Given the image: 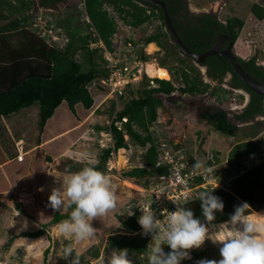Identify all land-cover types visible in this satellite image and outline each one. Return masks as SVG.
<instances>
[{"label": "trees", "instance_id": "16d2710c", "mask_svg": "<svg viewBox=\"0 0 264 264\" xmlns=\"http://www.w3.org/2000/svg\"><path fill=\"white\" fill-rule=\"evenodd\" d=\"M63 1L39 0V3L43 7H51ZM163 1L167 4L173 25L181 39L195 52H204L212 48L221 33L229 34L235 42L244 26V20L235 15L221 20L214 13H195L190 10L189 6H181L182 9H180L170 0ZM34 4L35 0H0V19H8L4 25H0V137L7 130L5 119H9L13 113L22 108L35 107L37 109L36 125L39 131L38 144H40L41 133L48 119L62 102L66 101L69 108L75 113L77 103L83 104L86 108L93 106L94 96L90 91L92 84H96L103 92L108 91V87L100 79L102 75H107L108 69L104 66L105 61L100 53V48L91 49L89 47L91 40L100 37L115 55L123 57L126 54L138 58L143 57V60L146 56L140 54L141 47L156 42L166 52V56L161 60L160 65L165 66L166 59L171 58L180 63V72L172 71L171 78H152L144 73L143 78L138 83L127 84L123 92L117 95V98L111 99L110 110L112 118L114 116L115 119L107 126L97 127L99 130L101 127H105V130H111L113 146L101 147L97 142L102 152L99 160L94 164L102 171L111 158L112 152H117L120 148H128L129 141H131L145 148L143 153L144 165L127 170V176L136 177L140 180V178L146 177L150 179L154 174L166 173L169 165L157 164L160 138L157 130L153 129V124L158 117V108L165 107V99L170 102H177V96H175L177 90L182 93L205 94L210 88V82L201 78L200 71L195 66L188 65L187 67L185 65L184 54L169 35L162 8L145 0H85L86 14L91 23L81 22V14L72 15L75 24L71 23V15L67 13L61 14V17L45 18V28L54 26L60 31H67L68 39L63 45H60L57 41H52L48 33L42 34L39 26L33 25L34 18L38 16L33 13ZM258 7H261L259 18H263L264 6L254 4L252 8ZM157 18L160 19L161 23L156 25L153 32L146 34L142 42L135 40L132 35L126 32H122L121 37L118 36L119 21L137 29L144 23H151ZM77 25L85 28L78 32L74 29ZM94 29L98 33L96 37L93 36ZM169 39L172 45L179 50L178 54L171 51ZM121 44L125 47H123L124 50L119 48ZM137 46L140 47V50L136 51ZM77 55L81 56V60H77ZM236 56L246 71L264 82V66L257 62L256 55L249 58ZM205 64L208 66V76L219 81L218 86L211 89L210 93L213 94L220 89L229 91L223 86V78L228 73L231 74L229 81L231 88L242 86L251 93V99L242 113L234 115L236 120L248 119L256 114H264V96L248 88L239 75L233 71L228 57L212 54L206 58ZM177 76L182 81L180 86H177L174 80ZM242 97H244L243 94ZM120 100L124 101V104L120 109H117V103ZM197 109L199 117L206 120L215 130L231 136L236 134L238 125L232 121L226 109L214 110L211 107L202 108L200 106H197ZM125 116L127 120L122 122L120 127L115 124L116 120H122ZM259 124L260 121L251 124V137L238 141L229 150L227 169L230 174L234 170L235 175L229 177L228 180L241 175L246 169L253 168L254 164L263 157L264 151L261 149L264 147V134H259ZM178 147L181 149L180 145ZM188 156L191 161H194L192 155L189 154ZM217 159L219 165L216 174L219 179L221 176L219 173L221 168L220 157L217 156ZM245 159L251 162L250 165H253L246 167ZM85 164L81 165L80 168ZM149 181L144 182V185H148ZM224 182L221 181V184L223 185ZM218 188L227 192L229 201L223 210L224 215L219 214V211L215 213L214 224L216 226L228 221L236 205L247 202L233 189L225 188V186H218ZM196 199L190 200L191 202L185 207L191 209L196 218L203 220L202 211L193 202ZM262 209H264V205L258 208L251 206L249 212L253 213ZM70 211L71 208L64 212L55 211L50 220L43 223L41 227L33 231H24L21 235L33 238L40 237L46 233L48 225L68 219ZM132 213L122 222L126 232L110 235L108 247L118 250L126 248L129 255L146 254L147 239L138 234L141 229L138 218L142 215L139 206L133 209ZM98 253L96 250L93 254L97 256ZM134 264L144 263L140 260Z\"/></svg>", "mask_w": 264, "mask_h": 264}, {"label": "rangeland", "instance_id": "374dc122", "mask_svg": "<svg viewBox=\"0 0 264 264\" xmlns=\"http://www.w3.org/2000/svg\"><path fill=\"white\" fill-rule=\"evenodd\" d=\"M255 1L259 2V0H188V6L192 12L214 13L221 20H225L228 16L235 14H238L244 21L246 20V37L238 41V46L246 51L245 54L247 56L256 55L257 61L264 64V37L262 35L264 34V29L260 32V25L248 21L250 6ZM62 9L63 7L59 6V4L49 8L43 7L39 0H35L33 13L41 16V19L37 20L42 23L46 17H61V14L66 13L68 8L65 7L63 9L65 12ZM115 16L117 17V14ZM36 18L38 17L36 16ZM70 18L71 23L75 24L74 17L71 15ZM7 21L8 19H0V25H4ZM81 22L84 21L82 20ZM159 23L161 21L157 18L151 23L146 22L139 28L134 29L119 21L120 31L118 36L121 37L123 35L122 32H126L132 35L135 40L142 42L146 34L153 32ZM77 26L74 29L78 32L85 28ZM56 31L57 34L68 39L66 30L60 31V29H57ZM53 32L55 33V30ZM168 41L171 51L174 54H178L179 50L172 45L170 39ZM63 42L65 43L66 40H62L59 44H63ZM123 47L121 44L119 48L124 50L125 47ZM138 49L140 50V47ZM140 54L146 56L144 59L145 64L142 66V68H146L144 70L148 69L149 64H153L156 67H165L170 76L168 78H171L172 71L180 72V63L171 58L166 59L165 66L160 65L161 60L166 56V52L156 42L153 43V46H150V43L143 45ZM125 56L127 55L125 54ZM183 57L186 60L185 65L187 67L188 65L195 66L200 71L201 78L210 82V88L205 94L182 93L177 90L175 92L177 102H170L165 99V107L158 108V114L162 121L159 123L158 130H162L161 133L163 135L171 136L178 140L181 149L188 155H192L197 161H200L203 166L206 162V154L209 151L217 152L221 163L219 172L221 173V179H219L223 182L225 181L220 187L225 186V188L233 189L254 208L263 206L264 152L262 153L263 157L254 164L253 168L246 169L241 175L228 180L229 177L235 175L234 170L230 174L227 169L229 150L238 141L247 139L252 135L250 133L252 123H237L238 121L234 118L235 112L247 100V92L243 89L231 88L227 75L223 86L229 91L220 89L213 94L210 93L211 89L218 86V82L209 78L204 66L193 58L184 55ZM76 58L81 60L79 55ZM145 72V74L150 76L148 71ZM142 78L143 74L142 76L139 75V78L133 84L138 83ZM174 80L177 86L182 85L179 76ZM90 91L95 96L94 104L90 111H93L100 102L99 110L101 111L98 114L96 111V114H92L93 116L88 115L90 117L89 120L84 122L79 129H76L75 132L78 134L76 140L81 142H79L80 149L71 148L73 153L76 152L74 159L64 158L66 155L63 153L65 152L58 153L61 146L60 141H52L42 147L37 146L39 143V131L36 125L37 109L35 107L22 108L20 111L13 113L9 119L4 120L7 130L0 137V264H68V261L60 256L63 248L69 243L72 244L76 251L82 253L80 264H101V261L114 249L118 250L117 248L108 247L109 236L125 233L122 222L129 215L128 212H133V209L138 206L141 207L147 200L148 195L143 188L145 187L144 182H147L149 178H140L139 180V178L126 175L127 170L144 164L143 153L145 148L129 141V147L120 148V150L114 152L109 159V163L107 162L102 169L112 179L113 186L116 189L118 204L117 208L109 212L105 217L93 221V226L96 228L94 239L79 242L64 240L57 235L58 223L48 225L46 233L37 238L21 235L24 231L38 229L43 223L50 220L55 211H58L48 206V197L52 189L60 186L54 176L62 177L68 171H78L80 166L88 161L96 163L99 160L102 152L97 143L99 133L96 134L93 131L92 124L101 123L102 126L110 124L109 122L112 119L110 104L114 95L111 96L110 93L106 92L102 93L96 84L90 86ZM242 94L244 97H242ZM123 104L124 101L120 100L117 103V109H120ZM197 106L202 108L211 107L214 110L226 109L232 121L238 125L236 134L231 136L215 130L206 120H202L199 117ZM80 108L82 107L80 106ZM65 111H69L66 101L62 102L56 108L53 116L48 119L41 133V138L49 137L64 127L67 120L64 115ZM71 111L67 114L69 116L68 123L78 118ZM258 120H260L259 134H264V116H259ZM19 137L22 140H18ZM126 138L128 137L126 136ZM107 142L104 139V143L106 144ZM19 150L23 151L24 155L21 161L15 158ZM261 151H264V147H262ZM244 164L249 167L246 159ZM242 169L244 170V167ZM213 195L222 199L225 209L229 201L227 192L217 187ZM193 202L202 211L201 202L198 199ZM67 210L68 208H65L61 212ZM219 214L224 215L223 212H219ZM250 215L254 219L264 221V209L258 210L256 213H250ZM220 224L217 226L220 231L227 232L230 230L226 221ZM138 234L142 238L145 237L148 244L151 242V234L143 235L142 229L138 231ZM218 234L219 232L215 230L210 232L213 238ZM163 247L165 252L170 251L167 245ZM96 250L99 252L97 256L93 254ZM190 255L191 259H184L181 264H197L202 259L219 260L221 258L219 245L214 244L210 239L206 240L201 248L193 249ZM129 257L132 259L133 264L140 260L147 264L146 254H130Z\"/></svg>", "mask_w": 264, "mask_h": 264}, {"label": "clouds", "instance_id": "9594fccd", "mask_svg": "<svg viewBox=\"0 0 264 264\" xmlns=\"http://www.w3.org/2000/svg\"><path fill=\"white\" fill-rule=\"evenodd\" d=\"M202 167L200 161L193 166L194 170ZM54 177L60 186L52 189L48 206L58 211L71 208L68 219L57 224L58 237L70 242L94 239L96 228L93 221L117 208L116 189L111 177L91 161L78 171H68L62 177ZM216 188L199 192L197 199L201 202L203 220L196 218L193 211L185 207L191 202L187 199L173 200L167 197L175 204V210H168L161 217L157 216L152 207L153 199L139 206L142 215L138 223L142 234L152 236L146 249L147 264H181L182 260L191 259V250L201 248L209 239L219 245L221 258L202 259L197 264H264V221L254 219L249 212L251 205L242 202L235 206L226 221L230 230L224 232L217 229L214 224L215 213L223 212L224 203L220 197L212 194ZM162 194L165 195L164 189L156 194L157 199ZM128 214L133 213L130 211ZM214 230L219 232L215 238L210 235ZM164 245L170 248L169 252L164 251ZM81 255L69 243L63 248L60 257L68 261V264H80ZM101 264H133V261L128 249H114Z\"/></svg>", "mask_w": 264, "mask_h": 264}, {"label": "built area", "instance_id": "2783aa9c", "mask_svg": "<svg viewBox=\"0 0 264 264\" xmlns=\"http://www.w3.org/2000/svg\"><path fill=\"white\" fill-rule=\"evenodd\" d=\"M79 3L85 5V0H79ZM34 18V26H39L42 34L48 33L49 38L52 41H57L60 43L62 40H66L62 35L57 34V29L54 26L45 28L46 20L44 19L42 23L38 22L37 19H41V16ZM85 19L87 22H90L89 17L85 14ZM55 30V33L53 32ZM98 33L93 32V36H97ZM64 44V42H63ZM60 44V45H63ZM131 43L129 42V45ZM89 47L100 48V53L104 58V66L108 69L107 75L101 76V82L108 87L106 93H110L111 96L114 95V98H117V95L122 93L127 84L133 83L139 78V75L146 73L142 68L145 64L142 58L133 57L131 55L119 57L115 55L105 44L102 38L97 37L95 40H91ZM139 46L136 47V51ZM111 119V122L113 121ZM127 117H123L122 120H116L115 124L119 127L122 125V122L126 121ZM161 118L158 114L156 121L153 124V129L157 130L160 138L159 153H158V165H169L168 171L163 174H154L150 177L148 185H144L143 190L147 193V200L141 205L144 206L151 202L153 199L154 203L152 204L153 209L156 211L158 217H161L163 213H166L168 210H175V204L169 200L171 199H187L193 200L198 197L199 192L205 189H212L214 187L221 186V181L218 179L216 174V169L219 165L217 159V153L209 151L206 154V162L204 166L199 170H194L193 166L196 164L197 159L194 158V161H191L188 154L183 152L178 145L180 142L171 136H165L161 133L162 130H158L159 123H161ZM104 139L108 141L104 143ZM97 142L101 147L113 146V135L111 130H103L99 133ZM18 146V144H17ZM114 151L112 152V154ZM23 151L19 150L15 158L18 161L23 160ZM250 165V161H247ZM109 163V161H108ZM248 165V164H247ZM206 169H211L212 171H207ZM161 189L165 190V195H161L157 199L156 194L159 193ZM263 210V209H262ZM256 213V212H253ZM221 225V224H219ZM218 226V225H217ZM193 250H191L192 252ZM190 252V254H191Z\"/></svg>", "mask_w": 264, "mask_h": 264}, {"label": "crops", "instance_id": "0c3cea01", "mask_svg": "<svg viewBox=\"0 0 264 264\" xmlns=\"http://www.w3.org/2000/svg\"><path fill=\"white\" fill-rule=\"evenodd\" d=\"M71 2V0H68L67 1V3H68V6L70 7V3ZM254 4H260L261 6H264V1L263 0H259V2L258 1H255V2H253L252 4H251V6H250V13H248L249 15H248V21L250 22V23H256V24H258V25H260V32H262L261 30H263L264 29V17L263 18H259V14H260V11H261V7H258V8H256V9H253L252 7H253V5ZM59 5H61L60 3H59ZM67 6V4H62V7L64 8V7H68ZM68 7V8H69ZM71 8V7H70ZM71 10V9H70ZM232 16V15H231ZM234 16V15H233ZM235 16H238V14H235ZM238 17H240V16H238ZM241 18V17H240ZM82 21V20H81ZM84 21V20H83ZM84 23V22H83ZM262 23V24H261ZM246 31H247V26H246V20L244 21V26H243V28H242V30L240 31V34H239V36H238V38H237V40L234 42V45H233V50H234V52H235V54L236 55H239L240 57H242V58H249V57H251L252 55H250V56H247L245 53H246V51L242 48V47H239L238 46V41L241 39V38H245L246 37ZM263 35V37H264V34H262ZM152 44L154 43V42H151ZM150 43V44H151ZM235 48V49H234ZM165 68V67H164ZM170 77V76H169ZM102 93H103V91H102ZM95 97V96H94ZM101 103V102H100ZM100 103L98 104V106H96V108L92 111H90V109L91 108H86V107H84L83 106V104H81V103H77L76 105H75V113L74 112H72L71 111V109L69 108V111H71L72 112V114L73 115H75V117H77L78 116V118L76 119L75 118V120L73 121H70L69 123L67 122V120H68V118H69V116L67 115L68 114V112L67 111H65L64 112V115H65V119H67L66 120V122H65V124H64V127L62 128V129H60L59 131H56V132H54L51 136H49V137H44V138H41V143L40 144H37V146H40V147H42V146H45V145H48L49 143H51L52 141H60V143H61V146H60V150H59V152L58 153H60V152H65V153H63V154H65L66 156H64V158H67V157H69V159L70 158H73L74 159V155H75V153H73V150L71 149L72 147H75L76 149H80L79 147V142H81V141H77L76 140V138L78 137V134L75 132L76 131V129H79L80 128V126L81 125H83L84 124V122H86V121H88L89 120V116L88 115H90V116H93L92 114H96V111H97V114L101 111V110H99V105H100ZM80 106L82 107V108H80ZM110 106H111V104H110ZM69 107V106H68ZM85 110V111H84ZM86 111H87V113H86ZM70 112V113H71ZM77 112H78V114H77ZM90 112V113H89ZM53 116V115H52ZM51 116V117H52ZM112 117V116H111ZM111 122V121H110ZM109 122V123H110ZM46 126V125H45ZM97 126H102V124L101 123H96L95 125L94 124H92V129H93V131L96 133V134H98L101 130L103 131V130H105L106 128L105 127H101V130H99L98 129V127ZM103 128V129H102ZM18 140H22V138L21 137H19V139ZM123 149H125V148H123ZM120 150V149H119ZM56 153V152H55ZM196 155V154H195ZM77 156V155H76ZM197 157V156H196ZM144 164H142V166H143Z\"/></svg>", "mask_w": 264, "mask_h": 264}, {"label": "water", "instance_id": "95a60500", "mask_svg": "<svg viewBox=\"0 0 264 264\" xmlns=\"http://www.w3.org/2000/svg\"><path fill=\"white\" fill-rule=\"evenodd\" d=\"M145 1L156 4L162 8L169 35L171 36L172 40L178 45L182 54L193 58L198 63H203L209 55L222 54L229 58L233 67V71L239 75V77L245 82L248 88L259 94L264 95V82L257 79L256 77H254L248 71L245 70V68L242 66V64L238 60L233 50V40L228 34L219 35L218 42L209 50H206L204 52H195L191 50L181 39L175 26L173 25L172 19L170 17L167 8V4L163 0H145ZM60 4L62 5L63 2H61ZM75 9L80 12L81 17L84 19V23H86V19L84 17L86 14L85 5L83 3H79ZM225 39L228 41L226 47L223 49H219L220 43ZM204 69H206L205 66Z\"/></svg>", "mask_w": 264, "mask_h": 264}, {"label": "flooded vegetation", "instance_id": "af4514ba", "mask_svg": "<svg viewBox=\"0 0 264 264\" xmlns=\"http://www.w3.org/2000/svg\"><path fill=\"white\" fill-rule=\"evenodd\" d=\"M67 1L68 0H64L63 1V4H65V3H67ZM171 1V3L172 4H174L176 7H181V6H188V0H170ZM71 4H70V7L67 9V14H69V15H77V14H80V12L78 11V10H76L75 8L78 6V4H79V0H71V2H70ZM67 5H68V3H67ZM59 6H62V5H59ZM65 8V7H64ZM63 8V9H64ZM62 9V10H63ZM71 9V10H70ZM180 9H182V8H180ZM63 12H65V10H63ZM221 34H225V33H221ZM221 34H219V35H221ZM229 35V34H228ZM230 36V35H229ZM232 39V38H231ZM218 40H219V36H218V39H217V41L215 42V44L218 42ZM227 40L225 39V40H223L221 43H220V45H219V49H223V48H225L226 47V45H227ZM214 44V45H215ZM213 45V46H214ZM233 45H234V42H233ZM216 55H222V54H216ZM224 56V55H223ZM196 61V60H195ZM197 62V61H196ZM205 62H206V60L203 62V63H199L200 65H202V66H205V71H206V73L208 72V66H207V64H205ZM258 62V61H257ZM259 63V62H258ZM259 64H261V65H263L264 66V64H262V63H259ZM208 75V74H207ZM228 75V81H230V79H231V74L230 73H228L227 74ZM227 75L223 78V81H225V79H226V77H227ZM209 77V76H208ZM210 78V77H209ZM212 80H216L217 82H218V84H219V81L217 80V79H212ZM235 89H238V90H241V89H243V90H245L246 92H247V95H248V98H247V100H245L244 102V104L241 106V107H239V110L237 111V112H235V115L236 114H238V113H242V111H243V109L245 108V106L249 103V101H250V99H251V93L246 89V88H244V87H242V86H237V87H235ZM259 95H262V94H259ZM262 96H264V95H262ZM238 108V107H237ZM259 116H264V114H256L255 116H253V117H251V118H248V119H237V123H255V122H257V121H260V120H258L259 119ZM230 117V116H229ZM232 117V116H231Z\"/></svg>", "mask_w": 264, "mask_h": 264}, {"label": "bare ground", "instance_id": "6f19581e", "mask_svg": "<svg viewBox=\"0 0 264 264\" xmlns=\"http://www.w3.org/2000/svg\"><path fill=\"white\" fill-rule=\"evenodd\" d=\"M150 46H153V44H150ZM147 68H148L147 71L151 77L152 76H157L160 78L169 77L168 71L164 67H160V66L156 67L153 64H149Z\"/></svg>", "mask_w": 264, "mask_h": 264}]
</instances>
